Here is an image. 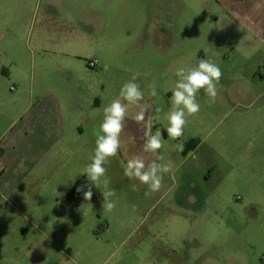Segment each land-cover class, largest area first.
<instances>
[{"label": "rangeland", "instance_id": "1", "mask_svg": "<svg viewBox=\"0 0 264 264\" xmlns=\"http://www.w3.org/2000/svg\"><path fill=\"white\" fill-rule=\"evenodd\" d=\"M47 2L27 1L34 15L30 25ZM63 2L59 8L68 16L55 21L57 26L82 24L88 20L84 9L91 7L99 12L94 27L101 25L106 43L71 44V52L80 56L74 74L46 81L74 95L67 97L65 116L85 126L84 133L75 134L69 170L62 168L43 191H27L24 207L0 201V264H264V39L215 25L221 6L214 0ZM62 37L46 33L43 38ZM177 53L185 55L186 69L205 55L223 73L214 100L203 90L197 94L200 111L186 115L180 140L166 131L178 77L176 65L167 69L165 60ZM93 59L99 64L90 68ZM133 76L155 106L152 134L163 133L158 163L169 170L163 188L151 192L124 170L126 158L141 155L151 162L154 156L130 147L125 159L109 158L102 179L115 191L116 207L108 212L101 189L92 187L91 201L76 191L88 183L80 173L91 162L96 140L84 119L95 110L93 99L105 108ZM249 86L253 92L242 95ZM185 184L198 187L202 203L185 206Z\"/></svg>", "mask_w": 264, "mask_h": 264}, {"label": "crops", "instance_id": "2", "mask_svg": "<svg viewBox=\"0 0 264 264\" xmlns=\"http://www.w3.org/2000/svg\"><path fill=\"white\" fill-rule=\"evenodd\" d=\"M1 1L0 8L3 9H0V201L11 204L10 201L13 200L24 207L29 200L24 195L27 191H43L56 180L62 168L65 171L66 166L71 167L69 162L71 158H75L77 149L74 144L75 134L79 131L82 135L85 129L82 124H77L75 120L72 121L70 117L65 116L66 107L70 103L67 97L73 99L74 95L63 93L58 83L51 85L46 81L52 79L50 78L52 76L74 74L71 73V68L80 56L71 52V44L92 41L106 43V40L101 25L94 27L93 16L99 12L91 7L84 9L83 18L87 17L88 20L85 19L82 24L71 23L64 30L62 26L56 25L57 22L55 24V21L68 16L62 14L59 8L63 5V0H48L41 14H38L35 25H30L34 15L28 13V0ZM214 1L221 6L218 15L214 16L215 25L230 32L248 31L261 40L264 39V0ZM46 33H52L54 37L61 34L64 41L55 38L44 39ZM170 46L164 49L163 54L168 55L172 47ZM169 55L171 56V53ZM184 56L183 53H177L174 58L166 59L167 69L172 65H176L177 69L181 67L186 69L187 59ZM202 58H205V55ZM235 90L233 87L234 94ZM252 92L251 86L240 91L242 95ZM118 96L119 94L114 99ZM141 104L150 112L149 135H151L154 131L155 106L146 95ZM90 107H95V110H91L84 119V124L89 126L96 139L95 134L104 116L103 102L95 98ZM140 111L141 109L136 106L129 108L126 127L121 133L122 148L118 152L121 159L130 151V147H134L136 153L142 152V147L137 146L141 138L142 124L134 119ZM164 135L166 138V134ZM182 151L179 153L186 160L188 156L185 157ZM154 157L156 160V156ZM163 166L167 164L164 163ZM187 176L189 178V175ZM185 186L189 191H199L195 185ZM162 188L163 185L160 189ZM186 197V204L190 205L195 202L202 203L203 199L200 195Z\"/></svg>", "mask_w": 264, "mask_h": 264}, {"label": "clouds", "instance_id": "3", "mask_svg": "<svg viewBox=\"0 0 264 264\" xmlns=\"http://www.w3.org/2000/svg\"><path fill=\"white\" fill-rule=\"evenodd\" d=\"M175 75L179 78L175 87L171 90L172 108L167 114L168 137L178 139L183 135L187 123L186 115L193 116L200 111L197 102V94L203 90L211 99L217 95L216 85L219 83L223 73L221 68L209 59H199L197 66L185 69L178 68ZM136 77L124 83L120 89L119 96L103 109V121L96 132L94 155L84 171L80 174L86 175L88 183L76 189L83 194L85 201H91L93 196L92 187L101 189L102 208L111 212L116 207V201L111 199L116 195L114 190L108 188L109 181L102 179L106 177L107 169L104 166L109 158L114 157L122 148L121 133L126 127V117L132 106L141 109L134 119L139 123L144 121V113L147 107L141 104L144 93L140 85L135 82ZM151 96L158 95L155 83L149 85ZM159 110V109H158ZM141 145L144 153L156 156V160L147 162L141 155L133 156L127 160L124 175L129 179H136L142 185H147L151 192L158 191L162 186L163 174L168 172V167L157 163L158 151L163 146V133L157 130L154 134L142 138ZM182 150V145H178ZM103 184V188H101ZM85 188L87 190L85 191ZM86 214V213H85Z\"/></svg>", "mask_w": 264, "mask_h": 264}, {"label": "flooded vegetation", "instance_id": "4", "mask_svg": "<svg viewBox=\"0 0 264 264\" xmlns=\"http://www.w3.org/2000/svg\"><path fill=\"white\" fill-rule=\"evenodd\" d=\"M149 120H150V112H149V110H147V112L144 114V121L141 122V124H142L141 125V131H140L141 138L137 144V146L139 148L143 144L142 138L145 136V133H147L149 135V132H150ZM186 185H188V184H186ZM185 188H186V186H185ZM186 192H187V196L188 195H200V193L198 191H195V190H190V191L187 190ZM187 205L188 204H185L186 207H188Z\"/></svg>", "mask_w": 264, "mask_h": 264}, {"label": "built area", "instance_id": "5", "mask_svg": "<svg viewBox=\"0 0 264 264\" xmlns=\"http://www.w3.org/2000/svg\"><path fill=\"white\" fill-rule=\"evenodd\" d=\"M98 61L97 60H91L89 63H88V67L90 68H95L97 65H98Z\"/></svg>", "mask_w": 264, "mask_h": 264}]
</instances>
